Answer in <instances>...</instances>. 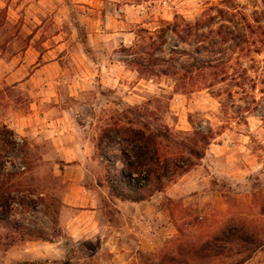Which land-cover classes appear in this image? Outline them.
I'll list each match as a JSON object with an SVG mask.
<instances>
[{
    "label": "rangeland",
    "instance_id": "374dc122",
    "mask_svg": "<svg viewBox=\"0 0 264 264\" xmlns=\"http://www.w3.org/2000/svg\"><path fill=\"white\" fill-rule=\"evenodd\" d=\"M197 59L212 66L185 74ZM46 109L92 133L87 190ZM116 125L187 168L123 200L112 188L129 160L101 141ZM0 264H264V0H0Z\"/></svg>",
    "mask_w": 264,
    "mask_h": 264
},
{
    "label": "trees",
    "instance_id": "16d2710c",
    "mask_svg": "<svg viewBox=\"0 0 264 264\" xmlns=\"http://www.w3.org/2000/svg\"><path fill=\"white\" fill-rule=\"evenodd\" d=\"M170 30L171 28L169 27L159 29L162 46L167 44V34ZM192 30L193 27L191 26L188 29L190 35ZM173 31L175 33L178 32L177 28H174ZM211 33H214V31ZM178 34L186 37L181 31ZM235 38L237 40L238 37ZM83 43L85 46H88V39L85 38ZM211 64L212 62L197 59L186 66V69L184 68L183 71L185 74H192L194 71H201L202 69L211 67ZM165 74L169 75L167 72ZM202 137L208 142L207 135H202ZM158 138V136L142 129L118 125L107 128L101 136L102 143L108 140L110 145L118 144L122 154L129 160L128 162H124V169L120 173L122 181H116L119 182L116 184L113 183L112 188L123 200L132 203L147 201L156 193L163 192L167 181L175 176L179 170L187 168L185 167L186 164H181L176 160L161 159ZM109 158L114 162L113 165L115 166V156H109ZM136 179L140 180V183L137 185L134 184ZM142 180H144V183H141Z\"/></svg>",
    "mask_w": 264,
    "mask_h": 264
},
{
    "label": "crops",
    "instance_id": "0c3cea01",
    "mask_svg": "<svg viewBox=\"0 0 264 264\" xmlns=\"http://www.w3.org/2000/svg\"><path fill=\"white\" fill-rule=\"evenodd\" d=\"M133 8L134 7H132V5L127 4L121 7L120 12L126 11L127 13L126 18L130 19L131 14L134 13ZM120 12L118 10V13ZM114 20L118 23L122 22L121 20H117L116 18ZM115 34L118 36L119 35L123 36L119 38V45L122 47L129 46L130 44H133L134 42L133 41L134 34L130 33L129 31L121 32V33L116 32L114 33V35ZM55 64L56 63H51L47 65L46 68L55 69L56 68ZM40 70L38 69V71ZM112 80H114V82L117 81L114 78ZM142 82L143 80L141 79L138 85L141 84ZM113 88L115 90L117 87L114 86ZM70 110L72 111L73 109L70 108ZM36 115L40 116V118L43 120L44 127H47V129L51 127L50 129H53V131L57 132L58 137L55 138V141L61 143V146L59 148L60 154L64 157L76 156V158L67 161L68 164H72L71 166H68V167L70 168L75 167L76 169L79 170L80 173H83L82 176H80L77 179H74V184H78L80 189L87 190L88 188L85 186V184H83L84 183L83 180L85 178V175L90 171L91 162L92 163L94 162L93 156L96 154V146H95L94 138L92 136V133H89V131H87L88 127L82 126L81 124H79L77 118L73 119L71 115H70L71 116L70 120H68L67 117H64V118L55 117V116L52 117L51 116L52 111L49 109L41 110ZM74 122H76V125L73 124ZM85 198L86 197H84V199ZM165 230H166L165 228L162 229L163 232H165ZM127 232H128L127 228L122 227V230L118 231L117 235L116 236L114 235V237L112 238V240H115V244L117 247L116 254L118 257H121V259H128V255H129L128 251L129 249L131 250L133 249L131 245V241L129 240V237L127 235ZM141 243L143 244L142 247L146 246L145 242H141ZM123 248L126 249V252L123 251Z\"/></svg>",
    "mask_w": 264,
    "mask_h": 264
}]
</instances>
